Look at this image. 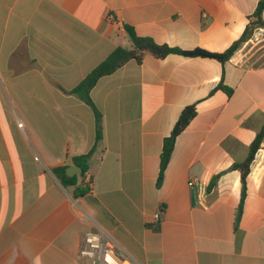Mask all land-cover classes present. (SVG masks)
I'll use <instances>...</instances> for the list:
<instances>
[{
  "label": "crops",
  "instance_id": "0c3cea01",
  "mask_svg": "<svg viewBox=\"0 0 264 264\" xmlns=\"http://www.w3.org/2000/svg\"><path fill=\"white\" fill-rule=\"evenodd\" d=\"M260 1L0 0V264H90L78 251L93 227L137 264H264V140L241 213L233 169L264 127V26L225 63L147 52L100 78L98 140L94 110L72 93L132 47L127 26L159 45L222 54ZM190 105L197 114L157 188L164 139ZM80 164L87 171L68 176Z\"/></svg>",
  "mask_w": 264,
  "mask_h": 264
},
{
  "label": "trees",
  "instance_id": "16d2710c",
  "mask_svg": "<svg viewBox=\"0 0 264 264\" xmlns=\"http://www.w3.org/2000/svg\"><path fill=\"white\" fill-rule=\"evenodd\" d=\"M264 11V0H261L256 8V11L252 16H250L249 23L246 27L244 34L240 39L235 41L224 53L215 54L210 53L202 49H195L191 51H185L178 48H171L167 45H159L155 43L151 38L139 36L132 27L127 26L126 32L132 42L131 48H116L109 57H107L102 63H100L79 85H77L72 93L85 101L94 110L96 121H97V140L101 137V113L94 105L91 99V91L97 84L100 78L106 75H110L120 68L123 64L129 60L141 61L145 53H151L157 58H164L169 54H178L184 57H202L215 59L221 63L228 61L235 52H237L241 46L249 41L256 28L259 26H264L263 19ZM223 88L222 85H219ZM226 89V88H224ZM228 90V89H227ZM230 91V90H228ZM197 108L196 105H190L183 109L176 124L173 127L171 134L164 139L163 149L160 157V168L159 175L157 178V188H160L165 170L170 162L173 150L175 147V140L185 128L189 125L191 120L196 116ZM264 140V127L257 134L256 138L252 142L249 148V153L246 160L242 163H237L233 165V169L238 170L240 173V184H241V197L238 211L242 212L243 203L246 197V185L248 182L250 174V166L255 158V154L259 150L261 143ZM83 173L87 171V166L80 164ZM55 175L61 180L64 185L75 186V178H69L66 175V168H57L54 170ZM213 184L209 186L212 187ZM87 190L85 188L77 187L75 189V196H83Z\"/></svg>",
  "mask_w": 264,
  "mask_h": 264
},
{
  "label": "built area",
  "instance_id": "2783aa9c",
  "mask_svg": "<svg viewBox=\"0 0 264 264\" xmlns=\"http://www.w3.org/2000/svg\"><path fill=\"white\" fill-rule=\"evenodd\" d=\"M18 127L23 129V123L18 122ZM36 159L38 160V157ZM91 183V178L88 177L86 187H90ZM189 185L194 186L195 183L191 182ZM74 206L83 216L92 219L77 202L74 203ZM161 213L162 211H159L155 215L156 220H159ZM78 252L79 257L90 264H137L121 248L111 233L97 227H93L82 236Z\"/></svg>",
  "mask_w": 264,
  "mask_h": 264
},
{
  "label": "water",
  "instance_id": "95a60500",
  "mask_svg": "<svg viewBox=\"0 0 264 264\" xmlns=\"http://www.w3.org/2000/svg\"><path fill=\"white\" fill-rule=\"evenodd\" d=\"M76 169H77V171H76ZM69 172H73V173L71 174ZM82 172H83L82 169L72 166V167H69V169H68V176H74L75 174L82 173Z\"/></svg>",
  "mask_w": 264,
  "mask_h": 264
},
{
  "label": "rangeland",
  "instance_id": "374dc122",
  "mask_svg": "<svg viewBox=\"0 0 264 264\" xmlns=\"http://www.w3.org/2000/svg\"><path fill=\"white\" fill-rule=\"evenodd\" d=\"M259 38H261L260 36H258ZM256 41V40H255ZM258 41V40H257ZM79 179H81L80 177H79Z\"/></svg>",
  "mask_w": 264,
  "mask_h": 264
},
{
  "label": "bare ground",
  "instance_id": "6f19581e",
  "mask_svg": "<svg viewBox=\"0 0 264 264\" xmlns=\"http://www.w3.org/2000/svg\"><path fill=\"white\" fill-rule=\"evenodd\" d=\"M125 264H128V263H125Z\"/></svg>",
  "mask_w": 264,
  "mask_h": 264
}]
</instances>
